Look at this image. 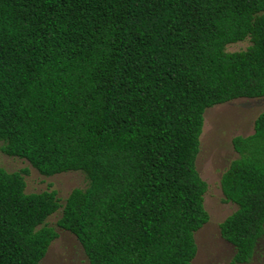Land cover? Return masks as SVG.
I'll list each match as a JSON object with an SVG mask.
<instances>
[{
	"label": "trees",
	"instance_id": "trees-1",
	"mask_svg": "<svg viewBox=\"0 0 264 264\" xmlns=\"http://www.w3.org/2000/svg\"><path fill=\"white\" fill-rule=\"evenodd\" d=\"M262 97L264 0H0V152L87 180L60 204L0 167V264H39L58 210L88 264H192L203 113ZM232 148L219 235L245 264L264 234V111Z\"/></svg>",
	"mask_w": 264,
	"mask_h": 264
},
{
	"label": "rangeland",
	"instance_id": "rangeland-1",
	"mask_svg": "<svg viewBox=\"0 0 264 264\" xmlns=\"http://www.w3.org/2000/svg\"><path fill=\"white\" fill-rule=\"evenodd\" d=\"M248 40L226 46V52L244 50ZM264 111V97L237 99L206 109L203 113L202 132L199 136V151L195 157V169L206 183L203 207L208 221L195 234L196 255L192 264H232L233 248L219 235V224L229 216L235 206L223 202L220 177L236 159L232 139L246 137L253 131V122ZM0 167L6 172L28 169L24 176L25 193L55 191L60 204L73 189L87 186L85 176L80 172H67L51 177H42L22 159L7 157L0 152ZM60 210L51 215L47 226L53 227L57 238L50 244L39 264H88L77 239L70 233L56 227ZM245 264H264V234L258 240L250 260Z\"/></svg>",
	"mask_w": 264,
	"mask_h": 264
}]
</instances>
